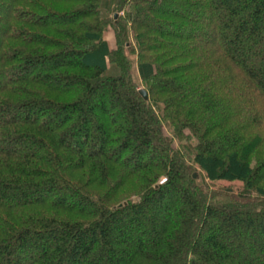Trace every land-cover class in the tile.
<instances>
[{
	"label": "trees",
	"instance_id": "16d2710c",
	"mask_svg": "<svg viewBox=\"0 0 264 264\" xmlns=\"http://www.w3.org/2000/svg\"><path fill=\"white\" fill-rule=\"evenodd\" d=\"M0 264H264V0H0Z\"/></svg>",
	"mask_w": 264,
	"mask_h": 264
},
{
	"label": "rangeland",
	"instance_id": "374dc122",
	"mask_svg": "<svg viewBox=\"0 0 264 264\" xmlns=\"http://www.w3.org/2000/svg\"><path fill=\"white\" fill-rule=\"evenodd\" d=\"M119 16V13H117ZM118 18V17H117ZM115 15V20L117 19ZM105 38L111 43L112 48L116 47V38L114 34V30L112 27H110L107 32H105ZM144 85L140 83V88L142 89ZM169 133V132H168ZM164 181V180H163ZM212 188L218 190V191H227V192H233V193H239L244 189V184L239 181L235 182H226V181H217L211 184Z\"/></svg>",
	"mask_w": 264,
	"mask_h": 264
},
{
	"label": "water",
	"instance_id": "95a60500",
	"mask_svg": "<svg viewBox=\"0 0 264 264\" xmlns=\"http://www.w3.org/2000/svg\"><path fill=\"white\" fill-rule=\"evenodd\" d=\"M116 17H118V14H116ZM141 93L145 96V98H148L147 92L145 90L142 89ZM125 204H127V203L125 202ZM120 206H122V205H120Z\"/></svg>",
	"mask_w": 264,
	"mask_h": 264
}]
</instances>
